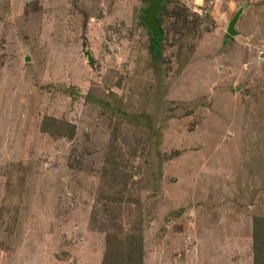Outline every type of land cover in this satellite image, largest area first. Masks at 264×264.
<instances>
[{
    "label": "rangeland",
    "instance_id": "1",
    "mask_svg": "<svg viewBox=\"0 0 264 264\" xmlns=\"http://www.w3.org/2000/svg\"><path fill=\"white\" fill-rule=\"evenodd\" d=\"M146 8L0 0V264H103L114 236L113 264L125 233L143 237L144 264H254L264 0L168 4L163 84Z\"/></svg>",
    "mask_w": 264,
    "mask_h": 264
},
{
    "label": "trees",
    "instance_id": "2",
    "mask_svg": "<svg viewBox=\"0 0 264 264\" xmlns=\"http://www.w3.org/2000/svg\"><path fill=\"white\" fill-rule=\"evenodd\" d=\"M147 7L155 2L163 3V8L161 12L158 13L157 17L159 19V15L162 14L164 11H167V6L170 4L173 0H143ZM188 15V14H187ZM205 16L209 17V12H205ZM180 20L178 21L182 23L181 26V32L182 29L185 27L193 24L195 22L194 20H189V16L183 15L179 16ZM142 23L146 25L143 14H142ZM160 20V19H159ZM147 27V25H146ZM150 34V44H149V53L151 58V66L154 68V72L156 73V76L159 80L160 84H163V77L165 76L166 68H164L163 64V54H164V35L162 36H153L151 32ZM115 95L112 93L110 95ZM109 97V98H110ZM108 99L104 98H93L91 99L94 103L99 105L100 107L109 108L111 107V102ZM115 107V106H113ZM124 113V115L129 118L128 120L131 121L133 124H142L145 123L147 127L153 132L157 133L158 131L155 129L154 120L150 115L148 116L146 113H130L126 110H123V112H120V114ZM51 118H47L43 124L44 127L46 123ZM73 134V131L70 135ZM155 136H159L157 133ZM154 145V144H153ZM155 146V145H154ZM156 147V146H155ZM157 150V149H156ZM157 153L159 155L160 159V165L163 161V158L160 156L159 151L157 150ZM114 237V236H113ZM113 237H110V239H107V248L108 249V256L104 259L103 264H110V253L113 247ZM253 249H254V264H264V217L256 215L253 219ZM118 253L115 254L113 258V264H144V245H143V237L141 235H136L135 233L129 234L125 233L123 235V239L121 240V250H118Z\"/></svg>",
    "mask_w": 264,
    "mask_h": 264
},
{
    "label": "water",
    "instance_id": "3",
    "mask_svg": "<svg viewBox=\"0 0 264 264\" xmlns=\"http://www.w3.org/2000/svg\"><path fill=\"white\" fill-rule=\"evenodd\" d=\"M162 8H163V3L155 2V3L150 4L144 10L143 19L149 31L151 32L153 36L160 37L164 35L161 22L157 17L158 13L161 12ZM242 12H243V8L241 7L230 20L228 27H227L228 34L233 35V36L239 34L236 26H237V23L239 21V18ZM89 60H92V56L90 53H89Z\"/></svg>",
    "mask_w": 264,
    "mask_h": 264
}]
</instances>
